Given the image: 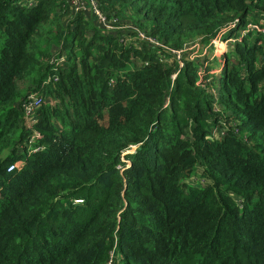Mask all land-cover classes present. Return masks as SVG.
Returning a JSON list of instances; mask_svg holds the SVG:
<instances>
[{
  "label": "trees",
  "instance_id": "trees-1",
  "mask_svg": "<svg viewBox=\"0 0 264 264\" xmlns=\"http://www.w3.org/2000/svg\"><path fill=\"white\" fill-rule=\"evenodd\" d=\"M71 1L0 0V264H264V35L176 55L264 0Z\"/></svg>",
  "mask_w": 264,
  "mask_h": 264
},
{
  "label": "built area",
  "instance_id": "built-area-1",
  "mask_svg": "<svg viewBox=\"0 0 264 264\" xmlns=\"http://www.w3.org/2000/svg\"><path fill=\"white\" fill-rule=\"evenodd\" d=\"M71 5L74 11H84L86 14H90L96 21L97 25L104 31L106 32H112L115 29L118 28H123L124 26H120L117 23L113 21H109L104 15H102L100 13V11L97 8V4L94 0H72L71 1ZM236 26V23H231L229 24V27H233ZM126 27V26H125ZM228 25L227 27H225L221 33H224L227 29H229ZM250 31H257L262 33V35H264V27H262L261 24H256V23H246L244 26H242L241 28L237 29L236 32H238V35H232L229 38L223 40L224 43V47H226V43L228 42V40L232 39V41H240L244 35H246L247 33H249ZM145 34L143 33H139L140 37L145 38L144 36ZM221 38L220 35L214 36L210 39V41H208L205 45H200L198 43H195L193 45L197 46L196 48L191 47L193 45H190L191 48H193L192 51H189V55L188 58L193 60L197 57H199L200 55H206L207 50H213L212 54H208L207 58L209 60H212L214 58H218V60H220V57H218L217 55V50H218V46L216 43V39ZM150 42H154V40L152 38H147ZM222 40V39H221ZM225 41V42H224ZM231 41V40H230ZM189 48V47H188ZM187 48H183L182 50L176 51V55L179 58L180 54L183 52L185 53L187 50ZM206 57V56H205ZM263 61H264V55H263ZM224 68V64L222 63L218 69V71H221ZM39 103V99L35 96V95H30L29 100L25 103L24 108H25V112L26 115L29 116L34 107L37 106ZM79 201V200H76ZM105 264H114L113 261V253H110L109 258L106 260Z\"/></svg>",
  "mask_w": 264,
  "mask_h": 264
},
{
  "label": "rangeland",
  "instance_id": "rangeland-1",
  "mask_svg": "<svg viewBox=\"0 0 264 264\" xmlns=\"http://www.w3.org/2000/svg\"><path fill=\"white\" fill-rule=\"evenodd\" d=\"M226 39H227V38H226ZM230 40H231V41H230ZM230 40H228V42L226 43V47L223 48V47H224L223 40H221V38L216 39V43H217V46H218V50H217L216 53H217L218 57H220V59L223 58V60H224V54L232 48L233 43H234L235 41H232V39H230ZM224 42H225V41H224ZM191 47L196 48L197 46L193 45V46H191ZM191 47H190V45H189V48H188L187 46H184V48H187L186 50H189V51H192V50H193V48H191ZM212 51H213V50H210V51L207 50L206 55H203V56H206V57H207L208 54H212ZM213 52H214V51H213ZM203 56L200 55L199 57H203ZM195 59H196V58H195ZM197 59H200V58H197ZM213 60H215V59H213ZM213 60H211V61H213ZM203 64H208V65H209L208 60H207V59L204 60V61H203ZM211 64L214 65V63H211ZM208 72H209V71H208ZM209 73H219V71H218V69H217L216 67H213V68L210 69V72H209Z\"/></svg>",
  "mask_w": 264,
  "mask_h": 264
}]
</instances>
